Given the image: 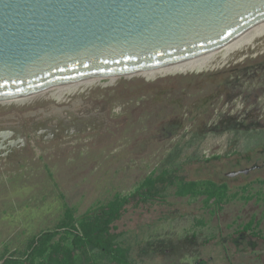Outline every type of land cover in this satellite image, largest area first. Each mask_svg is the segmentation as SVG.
I'll return each instance as SVG.
<instances>
[{
	"label": "rangeland",
	"instance_id": "374dc122",
	"mask_svg": "<svg viewBox=\"0 0 264 264\" xmlns=\"http://www.w3.org/2000/svg\"><path fill=\"white\" fill-rule=\"evenodd\" d=\"M220 51L201 70L0 103V260L66 214L108 208L165 173L224 185L225 197L174 185L124 205L113 228L127 264H264V35Z\"/></svg>",
	"mask_w": 264,
	"mask_h": 264
},
{
	"label": "water",
	"instance_id": "95a60500",
	"mask_svg": "<svg viewBox=\"0 0 264 264\" xmlns=\"http://www.w3.org/2000/svg\"><path fill=\"white\" fill-rule=\"evenodd\" d=\"M263 28L264 0H0V102L182 64Z\"/></svg>",
	"mask_w": 264,
	"mask_h": 264
},
{
	"label": "trees",
	"instance_id": "16d2710c",
	"mask_svg": "<svg viewBox=\"0 0 264 264\" xmlns=\"http://www.w3.org/2000/svg\"><path fill=\"white\" fill-rule=\"evenodd\" d=\"M184 180L165 173L154 178L149 176L141 186L142 193L137 191L129 198H119L116 204L77 219L66 214L53 230L32 236L22 252L7 253L0 264H93L88 256L89 249L98 250L113 264H127L125 252L117 242L119 234L113 228L124 205L146 203L174 185L181 196L188 193L206 195L208 200L216 198L217 203L225 197L224 185L211 181L187 184Z\"/></svg>",
	"mask_w": 264,
	"mask_h": 264
},
{
	"label": "bare ground",
	"instance_id": "6f19581e",
	"mask_svg": "<svg viewBox=\"0 0 264 264\" xmlns=\"http://www.w3.org/2000/svg\"><path fill=\"white\" fill-rule=\"evenodd\" d=\"M264 35V28L251 34L248 35L224 48H222L220 51V54L222 55V59H226L230 54H232L233 52L240 50L243 47H246L248 45H250L256 38L261 37ZM219 54V53H218ZM216 54L212 53L182 64H176V65H171V66H167L164 68H158V69H153V70H148V71H143L134 75H142L145 76L146 78L150 79V78H156L159 75H166V74H170V73H175V72H189V71H195V70H201L203 68H208L209 66L212 65V62L214 60ZM220 55V57H221ZM117 79V78H116ZM111 81H114L115 78H110ZM99 81V79H94V80H87L84 82H80V83H76V84H72L69 86H65V87H60L58 88L60 90L61 93H59L56 98L59 99L62 94L65 91H75L78 89H84L85 87L95 83ZM32 97V96H31ZM30 97H26V98H20V99H14V100H8V101H4V102H0V103H12V102H24V100H28ZM63 113V112H62ZM51 115V114H50ZM61 115V114H60ZM64 115V114H63Z\"/></svg>",
	"mask_w": 264,
	"mask_h": 264
},
{
	"label": "flooded vegetation",
	"instance_id": "af4514ba",
	"mask_svg": "<svg viewBox=\"0 0 264 264\" xmlns=\"http://www.w3.org/2000/svg\"><path fill=\"white\" fill-rule=\"evenodd\" d=\"M10 131V130H9ZM2 154V153H1Z\"/></svg>",
	"mask_w": 264,
	"mask_h": 264
}]
</instances>
